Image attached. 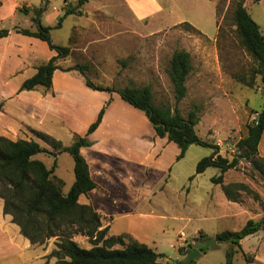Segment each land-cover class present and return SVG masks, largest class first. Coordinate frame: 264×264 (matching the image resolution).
<instances>
[{"label": "rangeland", "instance_id": "obj_1", "mask_svg": "<svg viewBox=\"0 0 264 264\" xmlns=\"http://www.w3.org/2000/svg\"><path fill=\"white\" fill-rule=\"evenodd\" d=\"M157 1L171 11L137 21L123 0H89L80 13L65 16L62 25L55 27L78 0H0V30H9L0 39V134L35 139L51 151L34 157L49 168L56 161L54 174L66 180L65 192L74 180L72 157L67 152L54 155L55 150L34 131L48 133L66 145L76 133L87 136L92 145L82 153L98 186L86 194L85 202L101 213L103 224L110 225V235L130 234L161 252V264H176L191 246L202 244L197 241L198 230L236 231L249 218L264 216V174L240 157L242 151L237 148L248 124L257 117L253 110L263 107L264 95L260 75L253 87L233 77L249 76L256 65L241 44L234 22L236 3L248 0L175 1L177 5L171 0ZM247 10L264 34V2L250 4ZM39 23L52 26L51 43L68 46L70 52L56 60L52 87L21 90L40 65L59 55L50 42L18 31H36ZM181 49L190 52L193 70L179 107L184 116L197 110V134L210 145L190 144L178 159V145L157 135L146 112L123 100L118 90L149 85L155 104L173 108L176 98L168 69L174 51ZM76 64H87L86 75L110 89L88 86L82 72L68 69ZM102 108L100 125L88 133ZM212 144L218 145L223 157H240L237 167L224 173V181L245 183L260 194L259 199L247 192L240 194L259 217H219L227 209L218 198L221 187L212 178L221 169L212 166L196 173L198 162L217 150ZM73 239L85 248L94 244L93 238L80 233ZM228 241L217 242V247H210L191 264H225ZM57 242L52 237L35 244L36 253H43V264L56 262V257L48 255ZM243 248L252 262L238 251L234 264H264V229L246 237Z\"/></svg>", "mask_w": 264, "mask_h": 264}, {"label": "trees", "instance_id": "obj_2", "mask_svg": "<svg viewBox=\"0 0 264 264\" xmlns=\"http://www.w3.org/2000/svg\"><path fill=\"white\" fill-rule=\"evenodd\" d=\"M259 1L248 0L245 3H236L234 10L236 30L241 44L252 55L256 65L249 76L234 75L233 77L245 86L253 87L256 76L260 75L264 95V34L260 25L247 10L248 5ZM87 2L88 0H78L76 6L68 7L55 27L62 25L65 16L80 13V8ZM40 12V9L37 10V15ZM39 24L40 27L36 31L30 29L18 31L50 42L51 47L56 49L59 55L52 57L48 63L40 65L37 72L23 82L21 90H32L38 86L52 87L53 72L58 68L56 60L59 56H67L70 52L68 46L51 43L49 31L52 26ZM8 34V29L0 30V39ZM87 68V64H76L68 69L82 72L90 87L98 90L110 89L95 84L86 75ZM192 70L190 52L183 49L174 51L168 69L176 98L173 108L169 105L155 104L153 91L149 85L143 87L128 85L118 90L123 100L146 112L157 135L166 137L169 142L178 145L180 148L178 159L185 156L190 144L210 145L197 134L196 125L200 120L197 110L193 109L184 116L179 107V103L187 95V80ZM253 112L257 113V117L248 124L247 134L237 142V148L242 151L240 157L249 160L253 169L264 174V157L259 154V143L264 133V104L260 110ZM104 113L105 108H102L96 121L90 125L88 133L98 128ZM34 132L55 150L54 155L67 152L72 156L75 180L69 191L65 192V181L54 174L56 161L49 168L43 160L34 157L36 154L51 151L35 139L13 140L0 134V203L3 206V214L11 216V223L19 227L20 233L28 238L32 245L43 244L47 239L56 237L57 247L48 255L50 258H57L54 264H161L159 259L163 254L132 235L107 236L109 227H103L101 215L93 205L81 201L83 195L98 186L91 176L86 158L81 153L83 147L92 145L89 138L76 133L73 142L65 145L62 140L48 133L37 130ZM212 146L217 150L213 155L204 157L198 162L196 173H203L212 166L218 167L221 169V174L213 177L212 181L221 184L229 200L240 201L241 192L250 193L253 198L259 199L260 194L245 183L224 182V173L236 168L240 157L235 156L230 160L219 154L218 145L212 144ZM262 229H264V216L260 220L249 219L240 230H224L218 233L215 236L218 242L230 240L225 264H234V255L238 251H242L245 259L252 262L251 257L243 251L240 241ZM78 233L93 238V246L81 247L73 239ZM200 235L197 241L202 244L191 246L189 251L203 247L205 241L210 239L204 231H201ZM117 244L121 247H115ZM45 264L49 263L46 261Z\"/></svg>", "mask_w": 264, "mask_h": 264}, {"label": "crops", "instance_id": "obj_3", "mask_svg": "<svg viewBox=\"0 0 264 264\" xmlns=\"http://www.w3.org/2000/svg\"><path fill=\"white\" fill-rule=\"evenodd\" d=\"M171 1L174 5L175 4L177 5V3H179V1L184 2L186 0H171ZM259 2L263 3L264 0H260ZM211 4L214 6L213 3H211ZM123 5L129 10L131 15L133 14V16L137 19V21H143V20L146 21L147 19H152L151 17L157 13H161V12H165V11L166 12L171 11V10H169L171 7H167V8L164 7V5H162L161 2H159L157 0H123ZM97 7H101V6L97 5ZM10 139H13V138H10ZM164 139H166L168 141V139L166 137ZM13 140H17V139H13ZM84 148L85 147H83L81 149V153H82V150ZM259 154L264 157V133H263V136H262L261 141L259 143ZM73 162H74V160H73ZM87 162H88V160H87ZM88 164H89V162H88ZM89 167H90V164H89ZM90 172H91V170H90ZM57 176H59V175H57ZM91 176H92V173H91ZM60 178H62L65 181V186H66V180L63 177H60ZM92 178H93V176H92ZM74 180H75V174H74ZM74 180H73V182H74ZM93 180L95 181L94 178H93ZM219 185L221 187L222 193H218V198L220 199L221 204L227 209V212H223V213L219 214V217L222 216V217H228L229 218V217H238L240 215H245V216H250V217L252 215H257V217H259L260 213H257V214L252 213V210L250 209L248 204H245L242 200H240V201L229 200L227 198V196L225 195L221 184H219ZM93 190H91V191H93ZM213 194L214 193L210 194L211 201H213V197H214ZM85 196L86 195H83V197L81 198V201L84 203H86L85 202ZM94 209L101 215V213L95 207H94ZM101 217H102V215H101ZM249 219H251V218H249ZM106 226H108L110 229L109 224H103V227H106ZM198 231H204V230H198ZM222 231H224V230H222ZM222 231L212 232V233L207 232V231H204V232L208 236H210V239H211V238H215V236ZM108 234H109V230H108ZM254 234H256V233H254ZM254 234H252V235H254ZM109 236H110V234H109ZM245 238H243L240 241L242 248H243V243H244ZM36 250L37 249H36L35 245H32L30 243L29 239L24 237L20 233L19 227L16 226L15 224L11 223V216L3 214V206H2V203H0V264H35V263L43 264L42 263L43 253H42V255L40 253H36ZM255 260H256V257H255Z\"/></svg>", "mask_w": 264, "mask_h": 264}, {"label": "water", "instance_id": "obj_4", "mask_svg": "<svg viewBox=\"0 0 264 264\" xmlns=\"http://www.w3.org/2000/svg\"><path fill=\"white\" fill-rule=\"evenodd\" d=\"M210 247H217V240L215 238L206 240L204 246L201 248L192 249L185 258L176 260V264H191L195 259L201 257Z\"/></svg>", "mask_w": 264, "mask_h": 264}, {"label": "built area", "instance_id": "obj_5", "mask_svg": "<svg viewBox=\"0 0 264 264\" xmlns=\"http://www.w3.org/2000/svg\"><path fill=\"white\" fill-rule=\"evenodd\" d=\"M180 238H184V237H180ZM184 240V239H183Z\"/></svg>", "mask_w": 264, "mask_h": 264}]
</instances>
